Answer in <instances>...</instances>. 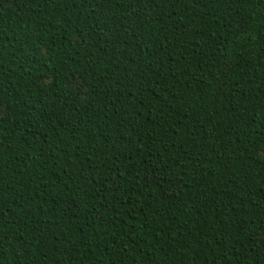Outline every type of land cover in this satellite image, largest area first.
Instances as JSON below:
<instances>
[{
	"label": "trees",
	"instance_id": "obj_1",
	"mask_svg": "<svg viewBox=\"0 0 264 264\" xmlns=\"http://www.w3.org/2000/svg\"><path fill=\"white\" fill-rule=\"evenodd\" d=\"M0 264H264V0H0Z\"/></svg>",
	"mask_w": 264,
	"mask_h": 264
}]
</instances>
